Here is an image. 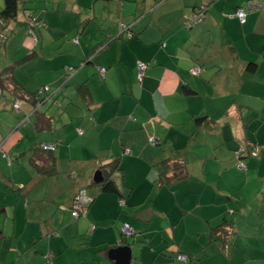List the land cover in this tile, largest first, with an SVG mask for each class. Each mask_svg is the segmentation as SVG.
<instances>
[{"label":"crops","instance_id":"crops-1","mask_svg":"<svg viewBox=\"0 0 264 264\" xmlns=\"http://www.w3.org/2000/svg\"><path fill=\"white\" fill-rule=\"evenodd\" d=\"M28 1L35 3L18 0L16 21L0 24L9 37L0 44L4 58L28 48L0 63V264H116L110 252L121 246L130 247L129 264H183L178 255L186 264L262 263L264 11L240 23L235 12L252 0H215L188 28L204 0H45L64 10L44 15V0ZM28 15L46 26L34 28L36 43ZM47 34L55 52L40 62ZM138 62L147 65L142 79ZM35 63L34 76L49 80L15 75L21 67L18 75L31 78L26 69ZM66 66L79 68L63 96L69 106L37 110L34 95L59 84ZM9 67L12 76L2 75ZM21 116L33 118L18 124ZM248 144L260 154L243 158L240 172L233 152ZM125 148L130 155L122 156ZM164 160L179 163L183 178L172 180ZM106 181L118 192H103ZM78 188L92 201L75 220ZM223 221L232 222L226 238L213 240ZM125 225L134 235L120 243Z\"/></svg>","mask_w":264,"mask_h":264},{"label":"trees","instance_id":"trees-1","mask_svg":"<svg viewBox=\"0 0 264 264\" xmlns=\"http://www.w3.org/2000/svg\"><path fill=\"white\" fill-rule=\"evenodd\" d=\"M3 1V6H2V8H1V10H0V24L2 25V27H7V23H9V22H14V21H16L17 20V18H18V15H19V4H18V0H2ZM256 0H252L251 1V3L253 2H255ZM206 3H205V5L204 6H202L201 8H198L197 10H201L202 8H204V10H201V12L202 13H204V12H206V10H207V6H209V5H211L213 2L212 1H205ZM248 3H250V1H248V2H246L242 7H240V8H238V10L239 9H243L244 11H245V18H246V15L248 14V13H251V12H258V11H263V10H249L248 8H246V6H247V4ZM237 12V11H236ZM235 12V13H236ZM28 18H32L33 19V17H31L30 15H28L27 16V18L26 19H28ZM238 19V18H237ZM239 20V19H238ZM37 22H40V21H36V20H34V21H32L30 24L29 23H27V24H29L28 26H27V32L30 34V32H31V36L32 35H34L35 37H36V40L34 41V43H36L37 42V35H36V33H35V31H34V28H44V25L42 24V22H40L38 25H37V27H35V25L37 24ZM199 22H201V21H199ZM198 22V23H199ZM240 22V21H239ZM245 22V20L243 21V22H240V23H244ZM198 23H196V24H198ZM195 25V24H194ZM193 26V25H192ZM191 26V27H192ZM126 25H124V29L123 30H126ZM190 27V28H191ZM26 28V27H25ZM0 33H4V32H0ZM5 34V33H4ZM7 35V34H6ZM26 58V57H25ZM24 58V59H25ZM251 65V68L253 67V64H250ZM195 68H198L199 69V71H200V68L197 66V67H195ZM12 69H13V67H9V68H6V69H4L3 70V72H2V75H9V74H11V71H12ZM194 69V68H193ZM192 69V70H193ZM191 70V71H192ZM192 73V72H191ZM11 76H12V74H11ZM188 93H191L192 91L191 90H188L187 91ZM35 96V98L37 99H35V101H40V96L38 97L37 96V93H36V95H34ZM39 98V99H38ZM207 121H209L208 119H206V118H197V119H195V123H197V125L198 126H201V125H203V124H208V122ZM157 144V140H156V138H150L149 140H148V145L149 146H155ZM126 150H129V149H123V151H122V156H127V155H130V150H129V152L130 153H128V154H126L125 152H126ZM260 154V151H259V149L257 148V147H254V146H251V144H248L247 146H239L234 152H233V155H234V158H235V160H236V167H237V169L240 171V172H243V171H245V169H246V166H245V164H244V162H243V158H245V157H247V156H249V157H256V156H258ZM164 162V165H165V167L166 166H170V168H174V171H175V174L174 175H172L171 176V179L172 180H178V179H182L183 178V176H184V169L183 168H180L179 167V163H177V162H171V160H164L163 161ZM244 164V166H245V168L244 169H239L238 168V164ZM117 162H115V163H113V164H110V172H112L113 170H117L118 169V167H117ZM79 189H82V188H78L77 190H76V192L79 190ZM85 190V189H84ZM102 191L103 192H111V193H117L118 192V190H117V187L114 185V183L113 182H111V181H106V182H103V185H102ZM76 192L74 193V195L76 194ZM86 192V191H85ZM73 195V196H74ZM73 199V198H72ZM92 201V200H91ZM120 201H123V200H120ZM72 202V201H71ZM91 204V202H89L88 203V205L86 206V211H87V208L89 207V205ZM120 204V203H119ZM123 204H124V201H123ZM123 204H121V205H123ZM70 208H71V205H70ZM86 213V212H85ZM84 213V214H85ZM71 214V213H70ZM84 216V215H83ZM72 217V216H71ZM82 217V216H81ZM80 217V218H81ZM73 218V217H72ZM74 219V218H73ZM75 220H77V219H75ZM231 221L230 222H227V221H223V223H221L220 225H218V226H216V227H214V228H212L211 229V233H210V237L213 239V240H217V239H219V238H221L222 237V241L221 242H223L224 241V239L226 238L225 236H226V234H227V232H228V227H229V229H230V227H231ZM123 227V226H122ZM122 227H121V230H120V232H121V240H120V243H123V241L124 240H126L127 238H129V237H132L133 235H134V232L131 234V235H129V236H123V234H122ZM220 236V237H219ZM219 237V238H218ZM225 237V238H224ZM184 256V255H183ZM177 259V258H176ZM186 261H187V258H186ZM185 261V262H186Z\"/></svg>","mask_w":264,"mask_h":264},{"label":"rangeland","instance_id":"rangeland-1","mask_svg":"<svg viewBox=\"0 0 264 264\" xmlns=\"http://www.w3.org/2000/svg\"><path fill=\"white\" fill-rule=\"evenodd\" d=\"M26 1L27 2L25 4H27L28 6L30 5V7H31V4H34L35 3V2H31L30 3V1H28V0H26ZM1 2H2V0H0V6H1ZM212 2L214 3L216 1H212ZM204 3H206V2L204 1ZM38 4L42 8L41 12L43 13V15L45 13H49V12H52V11H55V10H64L63 4L60 7H58L56 5H53V4L49 3V1L46 4L45 0L42 3H38ZM202 6H204V4ZM45 7H48V8H45ZM28 19H29V21H31L32 18H28ZM31 22H29V24ZM39 23L40 22H37V24L35 25V27H37V25ZM62 23H66V26H69L70 25V23L67 22V21L66 22H62ZM42 24L44 25V28H46L44 22H42ZM56 25L57 26H60V27L62 26V25H60L58 23H56ZM117 26L119 27L120 24H118ZM35 32H36L37 37H39V39H40L39 32L37 31V29L35 30ZM5 34H7V32ZM7 38L9 39V37L6 36L5 40H3V41L0 40V44L5 43L7 41ZM14 38H15V35L10 36V41L13 40ZM10 41H8V42H10ZM69 41H71V43L73 44L72 47H75V46L78 45L77 38H74V39L71 38L70 40L67 41V43H69ZM37 48L39 49V52H41V50H40L41 48L43 50V52H41V54H39L40 55V58H39L40 59V62L43 61L42 58H45V59L48 60L49 59V55L50 54L52 55L55 52V51H53V47L51 45H49V34L46 35V41L44 42V47L42 45V42L40 41V44L37 46ZM23 49H28V48H26L24 46ZM23 49L19 47L18 50H16L15 52L7 51V58L6 57L5 58L3 57V49H2V52L0 53V63H2V65H8V64L12 63V60L15 59V58H13L14 57V54L17 53V55H19L23 51ZM42 54H44V55H42ZM10 59H12V60H10ZM35 66H36V63L34 65L30 66V67H27V69H26V70H28V74L27 75L31 77L29 79H27L26 77H22L21 75H18V72L19 71H17V70L21 69V67H19V68L16 69L15 75L18 76V77H20L23 81H33V80H36V79L39 80V79H44V78H45L44 80H49V73L46 74V75H43L41 77H35L34 76ZM67 68H71V70H66ZM78 69L79 68H75V67H72V66H66V68H64V72L69 73V76L67 77L66 80H65V77L63 75V77L61 78L62 79L61 82L59 84H57V85L55 84L54 86H52L50 92H47L44 88H42L38 92V94H37L38 97L43 94L42 96L44 98V96H46L47 94L51 93L52 91L54 92V94H53L54 97H53L52 100H49V97L46 98L45 99L46 102L44 104H42L43 103L42 101H39L38 102L39 105H37V107H36L37 110L39 108H44L46 111H50V114H54V113H52V112H54V109L61 111L62 108H63V106H64V102H63V96L65 95L64 93H70V90L73 89V86L71 84H69L68 82L73 78L74 74L77 72ZM52 80H53V78L51 79V81ZM64 83H65V85H64ZM90 85H91V87H94V83H91ZM74 90H75V88H74ZM22 99H24V98H22ZM21 101L20 100L18 101L19 105L21 103H23V100H21ZM53 102L55 103V105L52 106V103ZM68 106H69V102L65 104L64 108H66ZM5 118L9 119L8 116H5ZM32 118H33L32 116H21L18 124H22L23 123L24 125H26V124H28L30 122V120ZM37 132H41V130H38ZM18 187H20V186H18ZM234 258H235V256H234ZM235 260H236V258H235ZM178 262L183 263V264H186L189 261L187 260L186 262H181V261H178ZM259 264H264V259H263L262 263L260 262Z\"/></svg>","mask_w":264,"mask_h":264},{"label":"built area","instance_id":"built-area-1","mask_svg":"<svg viewBox=\"0 0 264 264\" xmlns=\"http://www.w3.org/2000/svg\"><path fill=\"white\" fill-rule=\"evenodd\" d=\"M204 1H215V0H204ZM246 8H248L249 10H263L264 11V0H256L254 3L250 2L247 4ZM201 10H204V8H202ZM201 10H195L193 15L190 17L186 18V23L185 26L190 28L192 25L198 23L199 21H201V19L204 16V13L201 12ZM235 16L239 19L240 22H243L245 20V11L243 9H239L237 10V12L235 13ZM122 28L124 29V26H122ZM31 34V32H30ZM6 38V34L4 33H0V40L3 41ZM33 40H36V37L34 35H32ZM66 70H71V68H67ZM147 70V65L145 63L142 62H138L137 63V71H138V78L142 79L144 73ZM193 75H198L199 74V69L198 68H194L192 71ZM98 74L101 78H104V74H105V69L102 67L98 68ZM69 76V73L65 72V80L67 79V77ZM13 108L14 110L18 111L19 109V105L17 103L13 104ZM81 130H77L78 134H81ZM42 150L44 151H52L54 149L53 145H44L41 147ZM126 154L130 153L129 150H126L125 152ZM238 168L239 169H244L245 166L244 164H238ZM91 202V199L87 196L86 192L84 189H79L76 194L73 196L72 202H71V208H70V213L71 216L74 219H79L81 216L84 215V213L86 212V206L88 205V203ZM120 204H123V201L119 202ZM133 233V231L127 226H123L122 227V234L123 236H129ZM50 257V255H49ZM177 260L181 261V262H185L186 261V257L183 255H178L177 256ZM49 263L51 264V262L49 261Z\"/></svg>","mask_w":264,"mask_h":264},{"label":"water","instance_id":"water-1","mask_svg":"<svg viewBox=\"0 0 264 264\" xmlns=\"http://www.w3.org/2000/svg\"><path fill=\"white\" fill-rule=\"evenodd\" d=\"M100 177V178H99ZM101 181L100 172H97L94 176V182L99 183ZM110 255L116 260V264H129L131 251L128 246H121L111 250Z\"/></svg>","mask_w":264,"mask_h":264}]
</instances>
